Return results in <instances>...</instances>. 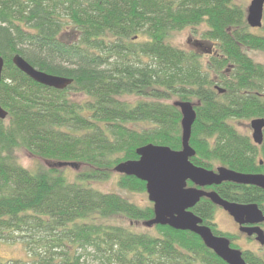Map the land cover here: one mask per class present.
Returning a JSON list of instances; mask_svg holds the SVG:
<instances>
[{
    "label": "trees",
    "instance_id": "trees-1",
    "mask_svg": "<svg viewBox=\"0 0 264 264\" xmlns=\"http://www.w3.org/2000/svg\"><path fill=\"white\" fill-rule=\"evenodd\" d=\"M237 1L0 0V106L7 112L0 121V243L23 245L29 258L0 264H225L189 232L111 224H145L152 204L90 184L107 182L141 147L181 149L174 98L195 110L192 165L264 176V130L256 146L233 125L264 119V69L246 55L264 52V9L262 34H253ZM202 26L196 46L210 45L206 61L169 43ZM14 56L72 83L63 91L38 85L13 66ZM18 150L81 170L73 182L61 169L31 172L18 163ZM117 187L145 193L132 177L119 175ZM206 190L264 214L262 190L230 183ZM216 209L201 199L191 212L227 238L214 229ZM241 255L246 264H264V249Z\"/></svg>",
    "mask_w": 264,
    "mask_h": 264
},
{
    "label": "water",
    "instance_id": "water-1",
    "mask_svg": "<svg viewBox=\"0 0 264 264\" xmlns=\"http://www.w3.org/2000/svg\"><path fill=\"white\" fill-rule=\"evenodd\" d=\"M264 0H251L247 9L245 21L249 29H260L263 20ZM13 66L34 83L46 88L63 91L69 87L72 80L42 73L30 66L20 56L12 58ZM3 60L0 57V82L3 70ZM219 89V93L223 90ZM174 106L181 115V149L173 151L168 147L147 145L136 151L135 161H127L117 165L114 172L125 177H132L145 184L148 201L152 204L153 219L144 225L168 227L174 231L189 232L197 236L202 244L225 264H246L241 252L230 247L229 241L223 237L214 236L210 228L202 224V220L191 210L207 199L213 206L221 208L239 226V232L246 237H254L255 242L264 248V215L256 204H238L220 198L214 191L207 188L219 187L224 183L238 186L254 187L264 191V176L262 174H240L224 167L210 171L195 167L189 161L195 152L190 147L191 129L196 119L193 105L186 102H176ZM7 112L0 106V121H4ZM251 140L256 146L263 143L264 119L250 121ZM59 167H72L75 164L59 163ZM191 184V187H188Z\"/></svg>",
    "mask_w": 264,
    "mask_h": 264
},
{
    "label": "rangeland",
    "instance_id": "rangeland-1",
    "mask_svg": "<svg viewBox=\"0 0 264 264\" xmlns=\"http://www.w3.org/2000/svg\"><path fill=\"white\" fill-rule=\"evenodd\" d=\"M251 0H238L237 3L243 6L246 16V9ZM261 29V28H260ZM260 29H250L253 34H262ZM204 31V27H199L196 30L187 29L183 32L175 33L174 36L170 39L169 43L181 50L185 51H195V53H199L203 55V61L207 59V53L210 52L211 47L208 51L204 53V49H207L206 46H196L197 41H200V35ZM200 43V42H199ZM247 57H249L254 63L260 65L264 69V52L260 51H247ZM85 98H79L78 101H83ZM128 101H133L134 98H127ZM180 102L176 98L169 101L170 104L174 102ZM233 125L236 127L238 132L242 135H246L251 138V129H250V121H233ZM16 158L18 163L25 169L33 172L39 169H61L64 172V175L68 177L70 182L75 180V175L81 169L80 166H77V169L72 167H59L57 163H50L42 161L38 158H35L29 155L27 152L23 150L16 151ZM220 167L218 164L213 165V170ZM119 179V175L115 172L112 173L110 179L107 182H93L90 184V187L100 191L102 193H113L124 199H127L129 202L134 203L138 206H145L147 204H151L147 199V194H130L125 191H121L117 187V182ZM214 229L218 233H222L232 239V245L236 247V250L240 252H250L256 255L262 254V248L253 240L244 235H242L238 230L236 225L233 223L232 219L229 218L222 210L216 209L213 219ZM111 224L126 227L133 232L136 233H148L151 232V228H147L143 223H129L124 219L112 218L109 220ZM13 260H20L27 262L29 258L25 253V249L23 245L16 244H7L0 243V261L7 262Z\"/></svg>",
    "mask_w": 264,
    "mask_h": 264
},
{
    "label": "flooded vegetation",
    "instance_id": "flooded-vegetation-1",
    "mask_svg": "<svg viewBox=\"0 0 264 264\" xmlns=\"http://www.w3.org/2000/svg\"><path fill=\"white\" fill-rule=\"evenodd\" d=\"M221 167V166H220ZM220 167H218V168H220ZM211 171H214V170H211ZM224 184H226V183H224ZM191 185V184H190ZM192 186V185H191ZM191 186H189V187H191ZM221 186V185H220ZM213 188V187H212ZM207 189H209V188H207ZM205 191H207L206 189H205ZM209 192H211V191H209ZM215 192V191H214ZM216 208H218V207H216ZM218 209H220V210H222L221 208H218ZM223 211V210H222ZM224 212V211H223ZM225 213V212H224ZM226 214V213H225ZM227 215V214H226ZM264 215V214H263ZM228 216V215H227ZM229 217V216H228ZM230 218V217H229ZM233 221V220H232ZM234 223V222H233ZM235 224V223H234ZM236 225V224H235ZM236 227H237V230L239 231V226L238 225H236ZM260 228L264 231V224H262V225H260ZM242 234V233H241ZM242 235H244V234H242ZM245 236V235H244ZM228 238V237H227ZM226 238V239H227ZM250 239H253L254 240V237H251ZM228 240V239H227ZM232 240V239H231ZM229 241V240H228ZM255 241V240H254ZM230 243H232V241H229V244Z\"/></svg>",
    "mask_w": 264,
    "mask_h": 264
}]
</instances>
